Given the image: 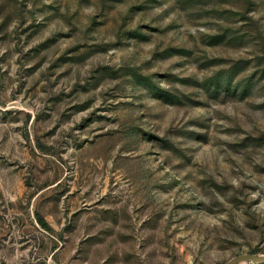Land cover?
Instances as JSON below:
<instances>
[{
	"label": "rangeland",
	"instance_id": "obj_1",
	"mask_svg": "<svg viewBox=\"0 0 264 264\" xmlns=\"http://www.w3.org/2000/svg\"><path fill=\"white\" fill-rule=\"evenodd\" d=\"M244 252L264 254V0H0V264Z\"/></svg>",
	"mask_w": 264,
	"mask_h": 264
},
{
	"label": "water",
	"instance_id": "obj_2",
	"mask_svg": "<svg viewBox=\"0 0 264 264\" xmlns=\"http://www.w3.org/2000/svg\"><path fill=\"white\" fill-rule=\"evenodd\" d=\"M247 263H264V254L244 252L233 256L223 264H247Z\"/></svg>",
	"mask_w": 264,
	"mask_h": 264
},
{
	"label": "trees",
	"instance_id": "obj_3",
	"mask_svg": "<svg viewBox=\"0 0 264 264\" xmlns=\"http://www.w3.org/2000/svg\"><path fill=\"white\" fill-rule=\"evenodd\" d=\"M42 222H43V220H42ZM248 264V263H247Z\"/></svg>",
	"mask_w": 264,
	"mask_h": 264
}]
</instances>
